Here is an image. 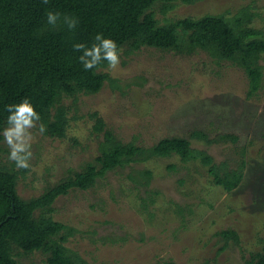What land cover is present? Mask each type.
I'll use <instances>...</instances> for the list:
<instances>
[{
    "label": "rangeland",
    "instance_id": "rangeland-1",
    "mask_svg": "<svg viewBox=\"0 0 264 264\" xmlns=\"http://www.w3.org/2000/svg\"><path fill=\"white\" fill-rule=\"evenodd\" d=\"M249 6L251 25L264 31V0H201L178 3L170 19L235 14ZM158 19H162L156 13ZM262 86L250 96L242 69L216 64L203 52L180 56L145 47L108 73L97 93L66 97L69 126L64 138L37 135L31 167L17 185L22 198L39 195L97 155L101 134L92 130L97 112L123 142L150 146L169 136L202 130L216 163L244 160L240 185L228 192L215 185L199 160L177 155L134 164L149 169V187L127 179L129 168L109 173L88 190H71L53 204L55 220L75 228L66 246L85 264H245L264 245V56ZM35 131V130H34ZM223 134L237 137L221 139ZM0 162L9 165V149ZM234 230L239 243L217 235ZM17 264H47L40 252L16 256Z\"/></svg>",
    "mask_w": 264,
    "mask_h": 264
},
{
    "label": "trees",
    "instance_id": "trees-1",
    "mask_svg": "<svg viewBox=\"0 0 264 264\" xmlns=\"http://www.w3.org/2000/svg\"><path fill=\"white\" fill-rule=\"evenodd\" d=\"M197 1L201 0H48L47 4L43 0H0V131L9 115L5 106L28 98L46 125L43 135L66 136L69 118L62 100L80 93H97L105 82L116 83L102 71L106 62L99 70L85 71L78 59L82 53L73 50L75 43L91 46L97 33L115 40L126 57L149 47L180 56L203 52L216 64L230 63L245 73L250 96L262 86L264 31L251 25L254 14L249 6L235 14L166 17L178 3ZM48 11L72 15L79 23L74 30L66 25L53 28L46 22ZM90 118L93 132L101 134L93 161L85 162L79 170H69L37 196L25 199L18 194V182L28 169L0 162V264H17L16 256L33 252L45 255L47 264H85L66 246L76 230L53 218V204L71 190L93 188L118 169L129 168L127 179L135 187L147 188L152 171L133 169L134 164L177 155L182 162L199 160L211 181L225 191L234 190L242 182L244 160L233 165L228 161L216 163L206 149L193 146L195 142L206 146L218 142L202 130L141 146L121 141L97 112ZM220 138L237 141L231 134ZM2 141L0 135V157L7 152ZM217 235L234 246L239 243L234 230H222ZM244 263L264 264V245Z\"/></svg>",
    "mask_w": 264,
    "mask_h": 264
},
{
    "label": "clouds",
    "instance_id": "clouds-1",
    "mask_svg": "<svg viewBox=\"0 0 264 264\" xmlns=\"http://www.w3.org/2000/svg\"><path fill=\"white\" fill-rule=\"evenodd\" d=\"M43 2L47 4L48 0ZM46 22L53 28L66 25L69 30H74L79 23L76 17L58 11H48ZM73 50L82 53L78 59L85 71L99 70L106 62L105 70L114 72L119 68L123 54V48L112 38H106L103 33L94 36L91 46L75 43ZM5 110L9 115L0 135L9 149L8 160L17 169H29L36 136L46 132V125L41 123L40 113L28 98L17 104L6 105Z\"/></svg>",
    "mask_w": 264,
    "mask_h": 264
}]
</instances>
